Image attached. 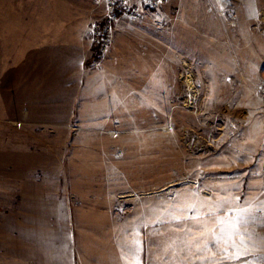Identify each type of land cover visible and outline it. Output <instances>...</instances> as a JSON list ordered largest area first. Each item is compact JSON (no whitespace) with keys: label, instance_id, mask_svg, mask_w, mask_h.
<instances>
[{"label":"rangeland","instance_id":"374dc122","mask_svg":"<svg viewBox=\"0 0 264 264\" xmlns=\"http://www.w3.org/2000/svg\"><path fill=\"white\" fill-rule=\"evenodd\" d=\"M61 1L92 27L106 16L104 0ZM162 12L161 23L145 14L112 24L100 66L118 43L121 77L104 82L123 94L125 130L77 150L118 157L92 170L125 174L110 195L112 218L127 233L133 220L141 240L154 234L157 258L163 245L172 264H264V0H168ZM12 117L0 119V264H31L46 227L43 210L22 204L21 157L35 165L28 181L46 177L57 192L58 174L38 168L57 147L53 132Z\"/></svg>","mask_w":264,"mask_h":264},{"label":"crops","instance_id":"0c3cea01","mask_svg":"<svg viewBox=\"0 0 264 264\" xmlns=\"http://www.w3.org/2000/svg\"><path fill=\"white\" fill-rule=\"evenodd\" d=\"M92 21L87 14H79L75 4L70 10L61 0H0V103L4 105L0 119L19 116L24 127L53 132L58 148L38 166L58 174L57 192L46 177L28 181L35 165L30 169L28 153L21 157V173L27 180L22 204L30 211L43 210L46 227L37 240L42 249L31 264H172L163 245L157 258L154 234L141 240L129 230L137 227L133 220L127 224V233L112 218L110 195L116 194V180L125 174L104 170L102 165L92 170V165L116 163L118 157L77 150L87 140H96L97 147L114 141L109 132L124 129L117 118L124 113V103L118 102L123 94L104 82L121 77L122 71L115 70L121 60V52H116L119 45L113 44L102 66L91 68ZM77 163L86 165L78 168L84 171H77ZM104 194L108 200L96 202ZM93 195L98 198L88 197Z\"/></svg>","mask_w":264,"mask_h":264},{"label":"built area","instance_id":"2783aa9c","mask_svg":"<svg viewBox=\"0 0 264 264\" xmlns=\"http://www.w3.org/2000/svg\"><path fill=\"white\" fill-rule=\"evenodd\" d=\"M106 16L94 23L91 40L94 45L90 67L97 68L111 45L112 24L121 15L139 18L145 14L152 15L161 23L165 17L162 9L168 0H104Z\"/></svg>","mask_w":264,"mask_h":264},{"label":"snow or ice","instance_id":"6c2138e0","mask_svg":"<svg viewBox=\"0 0 264 264\" xmlns=\"http://www.w3.org/2000/svg\"><path fill=\"white\" fill-rule=\"evenodd\" d=\"M219 223L223 224L224 221L223 220H220ZM221 232H223V228H221ZM227 258V257H226Z\"/></svg>","mask_w":264,"mask_h":264},{"label":"trees","instance_id":"16d2710c","mask_svg":"<svg viewBox=\"0 0 264 264\" xmlns=\"http://www.w3.org/2000/svg\"><path fill=\"white\" fill-rule=\"evenodd\" d=\"M88 65H90V60H88Z\"/></svg>","mask_w":264,"mask_h":264}]
</instances>
